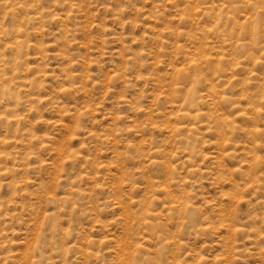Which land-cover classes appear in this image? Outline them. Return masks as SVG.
<instances>
[{"label":"rangeland","instance_id":"1","mask_svg":"<svg viewBox=\"0 0 264 264\" xmlns=\"http://www.w3.org/2000/svg\"><path fill=\"white\" fill-rule=\"evenodd\" d=\"M0 264H264V0H0Z\"/></svg>","mask_w":264,"mask_h":264}]
</instances>
